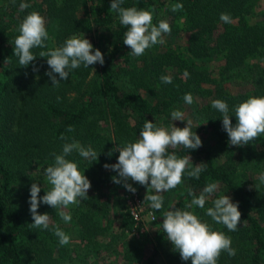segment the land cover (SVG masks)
I'll use <instances>...</instances> for the list:
<instances>
[{
    "label": "trees",
    "instance_id": "16d2710c",
    "mask_svg": "<svg viewBox=\"0 0 264 264\" xmlns=\"http://www.w3.org/2000/svg\"><path fill=\"white\" fill-rule=\"evenodd\" d=\"M21 2L30 7L19 11ZM176 3L183 9L173 12L170 6ZM110 4L5 0L0 6V264H191V259L180 258L163 230V215L172 207L194 212L231 238L236 255L223 252L217 264H264V184L258 179L264 173V134L243 146L229 144L221 114L212 107L213 100L222 99L234 112L249 97L264 96V0H124L122 7L149 10L154 24L166 20L172 29L164 45H154L140 57L123 43L127 26L119 23ZM32 11L44 17L49 33L45 47L32 49L37 72L32 64L19 66L13 54L19 25ZM221 13L230 14L232 22H222ZM72 36L88 39L104 63L81 65L54 87L45 75L50 70L47 58L38 55ZM184 70L189 77H183ZM162 75L172 76V83H162ZM185 93L192 94L191 105L185 103ZM183 108L202 146L169 151L207 167L199 179L185 175L180 185L161 193L160 210L144 199L153 193L136 190L142 212L150 211L156 219L148 220L153 222L151 232L137 229L125 238L138 223L126 201L133 193L114 183L118 174L104 165L117 162L115 149L138 139L145 120L165 128L182 126L170 113ZM230 120L235 126L234 114ZM68 126L74 131L68 132ZM73 139L98 152L91 164L77 152L66 157L89 179V198L63 209L71 214L69 223L60 218V209L41 203L38 213L50 215V228H30V187L37 183L41 197L51 189L44 169L54 164L53 153L61 154L63 144ZM213 182L217 192L203 209L186 207L193 199L189 190L198 196ZM223 194L238 204L241 222L236 231L205 214ZM51 224L70 236L69 244H59ZM147 232L152 242L142 248ZM122 239H128L125 250L117 245Z\"/></svg>",
    "mask_w": 264,
    "mask_h": 264
},
{
    "label": "clouds",
    "instance_id": "9594fccd",
    "mask_svg": "<svg viewBox=\"0 0 264 264\" xmlns=\"http://www.w3.org/2000/svg\"><path fill=\"white\" fill-rule=\"evenodd\" d=\"M12 2L15 3V0ZM123 2L124 0H111L110 9L118 13L119 23L127 26L123 43L130 48L131 55L140 57L154 45H164L165 36L172 31L170 24L166 20H160L158 25L154 24L151 11L135 6L122 7ZM29 7L30 4L21 2L19 11ZM170 7L171 11L177 12L183 9V4L176 3ZM219 18L224 23L232 22L228 13H221ZM18 32L14 40L13 54L18 58L19 66L27 67L32 64L33 71L37 72L38 68L34 64L37 55L32 49L45 47V41L49 38L44 17L36 11L28 13L20 23ZM38 56L47 58L50 70L46 71L45 75L50 78L54 87H58L60 81L67 80L69 73L81 65L89 68L90 65L104 63L101 51L93 50V45L84 36L83 38L72 36L66 39L62 46L54 50L41 51ZM189 76L190 73L184 70L183 77ZM160 80L162 83H172L173 78L170 75H162ZM183 99L188 105L194 101L191 93H185ZM212 107L221 114L222 126L227 132L229 144L243 146L264 134V96L249 97L235 106L234 112H230L229 105L222 99L213 100ZM230 114L236 117L235 126L232 125ZM170 116L172 121H186V125L183 128L173 125L168 129L145 120L138 139L115 149L119 151L117 162L104 165L118 174L112 177L113 182L122 184L132 193H135L136 189L128 183L129 179L153 189L154 194L147 195L144 199L150 201V207L154 210L163 207L164 197L161 193L176 188L182 183L185 175L199 179L200 173L207 167L203 162L194 165L189 155L178 157L174 151H169L180 146L187 150H195L202 146L200 137L193 131L191 120H186L184 112L173 110ZM67 131L72 132L74 129L68 126ZM60 139L67 141L63 134ZM73 152L89 160L90 164L98 159V152L91 147H83L74 139L63 144L61 154L53 153L54 164L44 169L51 189L41 197L40 186L37 183L30 187L29 211L33 220L30 228L45 230L50 228V215L38 213L41 203L53 209H60L58 212L60 218L69 223L72 219L71 214L63 209L70 205H78L82 199L89 198L87 194L91 187L89 179L78 169L77 163L66 159ZM258 179L264 184V173H261ZM217 188L216 183H208L198 196L189 190L188 194L193 196V199L186 207L190 209L195 205L203 209L209 198L217 192ZM205 214L217 224L226 226L229 231H236L241 222L238 204L232 202L225 194L213 199L212 206L206 209ZM162 227L167 240L171 242L173 249L179 252L180 258L184 261L191 259V264H217L223 252L230 257L236 255V249L231 246V238L222 231L214 230L192 211L172 207L164 213ZM51 231L61 246L69 244L70 236L60 227L51 224Z\"/></svg>",
    "mask_w": 264,
    "mask_h": 264
},
{
    "label": "rangeland",
    "instance_id": "374dc122",
    "mask_svg": "<svg viewBox=\"0 0 264 264\" xmlns=\"http://www.w3.org/2000/svg\"><path fill=\"white\" fill-rule=\"evenodd\" d=\"M4 3H5V0H0V6L2 4H4ZM78 13H80V11ZM121 59H122V57L119 58V61H122ZM181 111L184 112V108ZM186 120H188V119L186 118ZM181 125L182 126H177V127H180V128L184 127L186 125V121H181ZM168 129H171V128H168ZM128 183H130L136 190H138L143 195H146L148 193H153L154 194V190L151 189L150 187L148 188L147 186L140 185L139 183H136V182H134L132 180H129ZM122 187H123V185H122ZM123 189H124V191L128 192V190H126L124 187H123ZM141 217H142L141 220H139L138 223H137V227L133 228L131 231H126L125 232V234H126L125 238H129V237H132L133 235H136L137 234V229H139L140 231L141 230L142 231H146L147 230V231L151 232V229L153 228V226H152L153 222L152 221L148 222V220H152L153 217L151 218V216L150 215L147 216V214H142ZM150 236H151V234H148V232H147L146 234H144L141 237L140 246L142 248L143 247L146 248V247H148L151 244L152 241L150 240ZM127 240L128 239H122L121 241L118 242L119 244L117 243L118 248L120 250H125V247H126L125 243H126ZM168 246H170V245H168Z\"/></svg>",
    "mask_w": 264,
    "mask_h": 264
},
{
    "label": "built area",
    "instance_id": "2783aa9c",
    "mask_svg": "<svg viewBox=\"0 0 264 264\" xmlns=\"http://www.w3.org/2000/svg\"><path fill=\"white\" fill-rule=\"evenodd\" d=\"M128 204V210L129 213L133 216V218L137 221L141 220L142 214H147V216L153 217L150 211L142 212V207L139 203L138 197L133 193L131 197H129L127 200Z\"/></svg>",
    "mask_w": 264,
    "mask_h": 264
}]
</instances>
